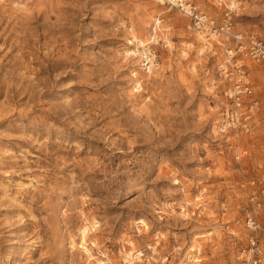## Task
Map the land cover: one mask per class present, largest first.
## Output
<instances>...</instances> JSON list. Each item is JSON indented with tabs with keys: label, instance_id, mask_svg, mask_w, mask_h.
Masks as SVG:
<instances>
[{
	"label": "rangeland",
	"instance_id": "374dc122",
	"mask_svg": "<svg viewBox=\"0 0 264 264\" xmlns=\"http://www.w3.org/2000/svg\"><path fill=\"white\" fill-rule=\"evenodd\" d=\"M190 1L264 38V0ZM157 18L174 42L148 72L134 43ZM188 26L161 0H0V264L235 259L264 176V63L247 61L254 129L225 134L216 61Z\"/></svg>",
	"mask_w": 264,
	"mask_h": 264
},
{
	"label": "built area",
	"instance_id": "2783aa9c",
	"mask_svg": "<svg viewBox=\"0 0 264 264\" xmlns=\"http://www.w3.org/2000/svg\"><path fill=\"white\" fill-rule=\"evenodd\" d=\"M167 1L171 8L189 19L188 29L202 38L201 56L215 59L222 83L223 107L221 132L237 137L249 134L255 126L260 100L255 94L251 70L247 63H264V38L235 31L230 12L223 23L190 0ZM161 18L154 23L151 36L141 42L135 40L133 50L142 69L150 72L160 67V50H170L174 42L172 27L165 28ZM249 156V149L241 148L235 155L239 162ZM249 191L243 207L245 238L239 244L230 264H264V176L250 178Z\"/></svg>",
	"mask_w": 264,
	"mask_h": 264
},
{
	"label": "bare ground",
	"instance_id": "6f19581e",
	"mask_svg": "<svg viewBox=\"0 0 264 264\" xmlns=\"http://www.w3.org/2000/svg\"><path fill=\"white\" fill-rule=\"evenodd\" d=\"M233 3L236 4L235 1H232ZM234 4V5H235ZM138 87H140V85H138ZM142 221V220H141ZM143 223V222H142ZM88 234V229L87 227L83 229V238H82V242H81V247L85 250V252L89 255V256H93L91 254L90 249L87 247V241H86V237ZM142 252L140 251L139 253L135 254V256H132L133 258H140L142 256ZM197 261H199L198 259H194V260H189V262H192L193 264H197ZM134 262L130 261L129 264H133ZM97 264H106V262H104L103 260L99 259L97 260ZM183 264H187V263H183Z\"/></svg>",
	"mask_w": 264,
	"mask_h": 264
}]
</instances>
